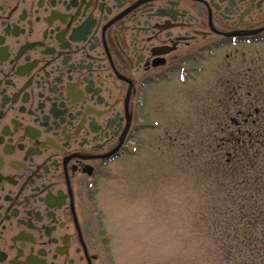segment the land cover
Returning a JSON list of instances; mask_svg holds the SVG:
<instances>
[{
  "label": "flooded vegetation",
  "instance_id": "obj_1",
  "mask_svg": "<svg viewBox=\"0 0 264 264\" xmlns=\"http://www.w3.org/2000/svg\"><path fill=\"white\" fill-rule=\"evenodd\" d=\"M262 43L264 0H0V264H120L101 187L152 96Z\"/></svg>",
  "mask_w": 264,
  "mask_h": 264
},
{
  "label": "rangeland",
  "instance_id": "obj_2",
  "mask_svg": "<svg viewBox=\"0 0 264 264\" xmlns=\"http://www.w3.org/2000/svg\"><path fill=\"white\" fill-rule=\"evenodd\" d=\"M182 79L154 93L159 127L102 182L130 217L120 225V264H233L214 244L231 197L219 143L235 124L264 128V43L218 48Z\"/></svg>",
  "mask_w": 264,
  "mask_h": 264
},
{
  "label": "trees",
  "instance_id": "obj_3",
  "mask_svg": "<svg viewBox=\"0 0 264 264\" xmlns=\"http://www.w3.org/2000/svg\"><path fill=\"white\" fill-rule=\"evenodd\" d=\"M249 125L235 124L219 143L231 197L218 210L214 244L233 264H264V128Z\"/></svg>",
  "mask_w": 264,
  "mask_h": 264
}]
</instances>
